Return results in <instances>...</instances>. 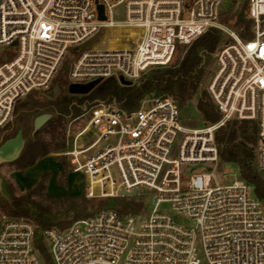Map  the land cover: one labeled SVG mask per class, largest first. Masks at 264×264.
<instances>
[{
  "label": "built area",
  "instance_id": "2783aa9c",
  "mask_svg": "<svg viewBox=\"0 0 264 264\" xmlns=\"http://www.w3.org/2000/svg\"><path fill=\"white\" fill-rule=\"evenodd\" d=\"M220 3L0 0V46L12 53L0 64V128L19 99L52 88L66 60L69 84L112 76L134 83L146 67L165 65L177 46L211 27L231 38L215 53L207 85L220 114L210 126L185 129L176 102L161 94L142 98L130 112L99 101L68 118L63 154L72 171L83 174L86 197H129L118 194L122 188L137 190L133 196L148 193L150 202L144 214L104 207L63 229H43L52 264H264V216L250 183L238 178L210 186L212 173H198L181 187V165L218 163L214 132L230 120L256 124L264 179V0H249L250 38L218 23ZM121 5L123 18L116 20L113 10ZM116 27L133 29V36L116 37L126 46H96ZM35 230L31 220L0 212V264H46L33 242Z\"/></svg>",
  "mask_w": 264,
  "mask_h": 264
},
{
  "label": "trees",
  "instance_id": "16d2710c",
  "mask_svg": "<svg viewBox=\"0 0 264 264\" xmlns=\"http://www.w3.org/2000/svg\"><path fill=\"white\" fill-rule=\"evenodd\" d=\"M249 4V1H248ZM247 4V7H248ZM246 7V10H247ZM229 18V17H228ZM228 20V19H227ZM224 19V21H227ZM252 20L246 11L238 14L233 22L234 27L241 38H250L249 27ZM129 31H127V34ZM217 30L209 29L199 35L195 40L194 50L184 56L180 63H173L161 70L150 73L128 85L121 84L114 76L97 81L85 94H69L62 87L57 92L52 91L53 86L60 85L62 73L68 68L69 60H66L53 80L51 94L45 92H31L18 100L12 119L0 130V143L12 137L18 130L24 132L30 128L31 121L36 115L50 113L45 123V132L54 141L58 148L64 141L65 123L68 118L81 114L87 107L95 102L114 101L122 110L130 112L136 109L140 100L149 94L159 95L167 93L174 95L177 87L187 85L191 93L197 88L199 82V70L203 54L212 52L219 41ZM197 111L205 121L215 123L220 114L209 99L207 93H201L197 99ZM214 141L221 162L233 163L238 170L239 176L253 186V192L259 200H264V179L259 175L255 155L257 141V127L251 120H230L218 127L214 132ZM51 143L32 142L22 149L21 158L31 159L38 155L46 154ZM97 206L91 208L87 204H75L74 207H66L58 211H40L33 209L26 200H5L0 207L1 212L8 217H23L36 224L34 245L46 264H52L46 249V244L41 231L49 227L63 229L73 220L91 216L95 211L104 207H113L120 213L134 212L137 202L127 200L126 197H98Z\"/></svg>",
  "mask_w": 264,
  "mask_h": 264
},
{
  "label": "rangeland",
  "instance_id": "374dc122",
  "mask_svg": "<svg viewBox=\"0 0 264 264\" xmlns=\"http://www.w3.org/2000/svg\"><path fill=\"white\" fill-rule=\"evenodd\" d=\"M248 1L249 0H221L217 17L218 23L224 26L225 29L238 32L234 27H232V24L236 20V16L238 14H243L246 11ZM113 11L114 19L121 20L123 18L122 5L115 7ZM224 19L228 20L224 21ZM209 29L217 30L220 38L212 52L203 54L199 70V82L196 90L191 93V89L187 85L181 84L177 87L176 94H161L171 97L176 102L180 112V124L187 130L201 129L213 124L211 122L205 121L203 116L197 111V99L202 92L207 93V85L215 66V53L225 44L231 42V38L222 29L216 27H211ZM121 33L126 34L124 30L119 31V29L111 28L106 32L104 37L96 46L114 47L117 45H124L118 42V39L116 38ZM248 34H252V23L250 24ZM100 36L101 34L97 35L95 39H99ZM194 40L188 44L177 46L172 54L171 59L165 65L146 67L140 73L138 80L175 62L177 64L180 63L186 54L194 50ZM92 42L93 40L88 41L85 45L81 46V48H88ZM11 56L12 53L6 47L0 46V64L3 61L8 60ZM68 68L63 70L60 85H55L58 86V88L62 87V89L66 92H68L67 87L69 85L67 79ZM55 86H53V88ZM53 88L52 91L54 90ZM45 93L50 95L51 89L45 91ZM152 95L153 94L145 95L143 98ZM16 104L13 110V115L16 109ZM45 123L35 130L33 128V122L31 121L30 128L22 132V139L24 141L23 148H25L27 144L35 141H49L51 145L49 146V150L46 154L38 155L26 160L21 158V150L15 159L0 163V207L5 200L7 201L11 199L22 198L23 200H26L28 205L33 209L40 211H61L66 207H74L75 204L80 203L91 205L92 209L95 208L99 198L86 197V180L83 174L81 172H73L69 158L63 154V151L66 147L65 137L63 142L61 139L57 140L58 142H61L57 148L53 144L54 141L45 132ZM2 128H0V130ZM88 137L90 138L91 136ZM198 173H212L210 186H214L216 184H230L239 177L237 167L230 162H221L218 160V163L215 166L212 165L208 167L202 166L200 164H184L180 167L182 190L186 189L185 185L189 178L193 174ZM126 198H130L127 200H134L138 204L137 209L133 213H146V207H148L150 202V195L148 193H144L142 196H129ZM261 207L264 216V200H261ZM74 221L75 220H73V222Z\"/></svg>",
  "mask_w": 264,
  "mask_h": 264
},
{
  "label": "water",
  "instance_id": "95a60500",
  "mask_svg": "<svg viewBox=\"0 0 264 264\" xmlns=\"http://www.w3.org/2000/svg\"><path fill=\"white\" fill-rule=\"evenodd\" d=\"M98 11V19L104 20L105 15L103 13L102 5H97ZM97 81H92L88 84H81V83H71L67 87V91L69 94H85L87 93L90 88L96 83ZM121 84H130L131 82L128 80L119 79ZM54 92L58 91V86L54 87ZM51 117L50 113H42L34 117L33 119V128L36 130L39 128L43 123H45ZM24 141L22 139V131L18 130L12 137L5 139L2 143H0V163L11 161L15 159L23 148ZM241 178L240 176L238 177ZM1 189V185H0ZM138 191L135 190L133 192H125L122 188L119 189L118 194L122 196H133L137 195Z\"/></svg>",
  "mask_w": 264,
  "mask_h": 264
},
{
  "label": "bare ground",
  "instance_id": "6f19581e",
  "mask_svg": "<svg viewBox=\"0 0 264 264\" xmlns=\"http://www.w3.org/2000/svg\"><path fill=\"white\" fill-rule=\"evenodd\" d=\"M116 29H119V31L120 30H124L125 33H127V31H129L128 35H130V36L135 35V33H134L133 29H131V27H121V28L116 27ZM121 46H126V45H117V46H114V47H105V48H116V47H121Z\"/></svg>",
  "mask_w": 264,
  "mask_h": 264
}]
</instances>
